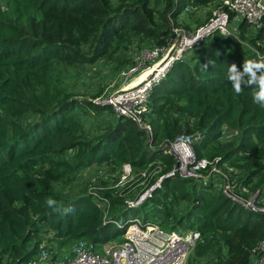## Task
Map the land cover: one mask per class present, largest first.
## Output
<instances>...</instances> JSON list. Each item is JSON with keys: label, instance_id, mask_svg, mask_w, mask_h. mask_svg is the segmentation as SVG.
I'll use <instances>...</instances> for the list:
<instances>
[{"label": "trees", "instance_id": "trees-1", "mask_svg": "<svg viewBox=\"0 0 264 264\" xmlns=\"http://www.w3.org/2000/svg\"><path fill=\"white\" fill-rule=\"evenodd\" d=\"M216 1L0 0V264H29L42 250L61 252L79 240L102 245L122 238L125 228L116 222L139 210L147 220L157 217L166 232L201 234L187 264H249L264 240V214L233 203L215 185L166 177L176 160L163 149L200 133L199 158H220L246 173L249 189L264 192V107L253 98L258 87L242 85L236 95L227 78L232 64L242 71L246 60L264 61V17L258 31L242 23L237 34L215 33L189 61L173 62L148 99L144 116L152 135L65 83L67 73L113 63L135 44L168 46L175 38L170 18L180 26L186 8ZM107 114L106 125L87 131L88 120L103 123ZM126 164L137 181L132 187L108 188L117 182L108 179L101 180L106 189L80 197L60 191L61 182L74 183L94 166L116 173ZM148 169L154 176L139 187ZM163 176L152 198L127 208L125 200ZM49 197L59 211L46 205Z\"/></svg>", "mask_w": 264, "mask_h": 264}, {"label": "built area", "instance_id": "built-area-1", "mask_svg": "<svg viewBox=\"0 0 264 264\" xmlns=\"http://www.w3.org/2000/svg\"><path fill=\"white\" fill-rule=\"evenodd\" d=\"M263 17L264 0H217L207 7L186 8L183 17L179 20L180 26H176L174 19L170 18L175 34L174 40L166 47L144 49L141 52L143 59L137 60L121 75L128 79L145 68L146 61L155 62L163 57L157 68V74L136 87L112 96L105 103L111 106L119 117L132 120L139 129L152 135L151 124L144 115L148 112V99L152 88L166 77L169 71L167 68L176 60L189 61L188 53H196L203 40L215 33L223 36L237 34L242 23H246L250 30L258 31L262 27ZM198 18L206 23L200 26L195 24ZM185 21L191 26L190 29L184 26ZM175 50L176 53L171 55ZM223 130L225 134L227 128ZM201 140L200 133L182 135L168 148L163 149L166 155H171L176 160V164L166 177L191 179L202 186L215 185L233 203L254 214H264V192L249 189L244 185L246 173L229 163H222L220 158L213 160L199 158L195 144ZM102 169L106 172L101 180L117 178V183L108 188L121 189L127 184L132 187L137 182L134 180L135 176L130 164L124 165L122 171L116 173H109L108 167ZM151 176L154 175L150 169L142 172L143 181L139 187H143ZM164 178V176L160 177L136 199L125 200L127 208L139 207L152 198L154 191L162 187ZM104 189L106 188L102 187L100 190ZM102 206L106 211L110 208V203L106 201ZM116 224H121L122 229L125 228L124 241L121 243L107 242L98 245L87 240H79L68 250L61 252L52 249L42 250L29 264H187L189 256L202 241L199 232H166L157 217L151 220H147L146 216L143 220L138 217L129 221L122 219ZM249 264H264V240L251 252Z\"/></svg>", "mask_w": 264, "mask_h": 264}, {"label": "rangeland", "instance_id": "rangeland-1", "mask_svg": "<svg viewBox=\"0 0 264 264\" xmlns=\"http://www.w3.org/2000/svg\"><path fill=\"white\" fill-rule=\"evenodd\" d=\"M195 20V18H193ZM202 21V19H197L194 23L199 25L197 22ZM155 47H151L150 45H143L138 46L135 44L132 47V50L129 53H124L117 58V60L113 63H106L104 61H100L99 64L93 65V66H85L81 74L76 75L75 72L67 73L65 78V83L69 89L72 91L76 90L79 91L78 93L81 95H85L87 99L95 98V103H99L103 106H109L105 102L108 101L112 96H115L122 91L129 90L133 87L132 82L135 84L134 87L140 85L142 82L148 81L153 76L157 74L158 66L160 64V61L163 60V57H160V59L156 60L155 62L146 61L145 68H143L141 71H139L136 75L131 76L128 79H125L121 74L126 71L127 69H130L137 60H142L141 57L142 51L144 49H152ZM176 53V50L172 52L171 55H174ZM193 52H189L191 54ZM128 62L127 64H124L123 66H119L118 63H122L123 59ZM169 60V59H167ZM166 62H164L165 64ZM164 64L161 66V69L163 68ZM172 66V65H171ZM171 66H169L171 68ZM167 68V71L170 70V68ZM148 72H153L151 75H147ZM143 76H145V79L143 80ZM140 78L139 82L136 80ZM135 81V82H134ZM109 114H107L106 120L103 123H97L92 120H88L86 122L87 131L89 132H95L99 128L106 125L108 122ZM238 134H233L234 137H236ZM229 136L226 138L228 139ZM105 169H102V167H96L94 166L91 169L86 170L83 172L75 181L74 183H69L67 181L60 183V191L63 193L66 197L69 198H76L80 197L82 194L90 193L92 191L100 190L102 188L101 185V179L105 176ZM117 178L112 177L111 181L115 182ZM117 183V182H116ZM190 191L198 194L199 191L195 190L193 187H190ZM183 207L182 209H184ZM133 217H138L141 220L145 218V215L143 212L137 211L133 212ZM246 217V214H245ZM115 227L121 228V224H116ZM125 235V234H124ZM123 235V237H124ZM122 237V238H123ZM122 238L115 239L113 243H121ZM190 257V256H189Z\"/></svg>", "mask_w": 264, "mask_h": 264}, {"label": "clouds", "instance_id": "clouds-1", "mask_svg": "<svg viewBox=\"0 0 264 264\" xmlns=\"http://www.w3.org/2000/svg\"><path fill=\"white\" fill-rule=\"evenodd\" d=\"M207 70L208 65L202 66ZM242 71L236 64L230 65L228 69V80L232 85L233 91L236 95L242 93V85L251 87L253 85L258 87V91L253 93L254 102L264 107V61L257 62L253 60H246L243 62ZM56 201L52 198H47L46 205L53 208L54 211H59L56 207Z\"/></svg>", "mask_w": 264, "mask_h": 264}, {"label": "bare ground", "instance_id": "bare-ground-1", "mask_svg": "<svg viewBox=\"0 0 264 264\" xmlns=\"http://www.w3.org/2000/svg\"><path fill=\"white\" fill-rule=\"evenodd\" d=\"M152 73H153V72H148L146 76L151 75ZM142 78H143V80H144V79H145V76H143ZM139 80H140V78H138V79L136 80V82H137V81L139 82ZM134 82H135V81H134ZM134 86H135V84L132 82V86H131V87H134Z\"/></svg>", "mask_w": 264, "mask_h": 264}]
</instances>
